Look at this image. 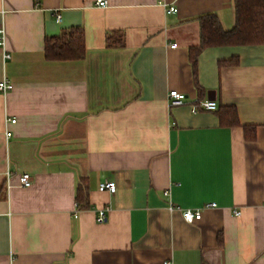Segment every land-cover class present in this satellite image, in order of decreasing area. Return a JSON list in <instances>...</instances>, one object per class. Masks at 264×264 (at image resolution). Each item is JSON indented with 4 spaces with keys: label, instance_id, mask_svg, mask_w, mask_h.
I'll return each instance as SVG.
<instances>
[{
    "label": "crops",
    "instance_id": "0c3cea01",
    "mask_svg": "<svg viewBox=\"0 0 264 264\" xmlns=\"http://www.w3.org/2000/svg\"><path fill=\"white\" fill-rule=\"evenodd\" d=\"M107 1L0 0V81L13 84L0 92V264H264V45L205 49L197 86L199 18L231 29L232 0ZM71 28L85 57L49 61L45 39ZM173 89L186 105L168 106ZM196 100L234 107L240 125L193 114Z\"/></svg>",
    "mask_w": 264,
    "mask_h": 264
},
{
    "label": "trees",
    "instance_id": "16d2710c",
    "mask_svg": "<svg viewBox=\"0 0 264 264\" xmlns=\"http://www.w3.org/2000/svg\"><path fill=\"white\" fill-rule=\"evenodd\" d=\"M235 24L225 30L220 18L216 14L200 16V44L189 50L193 73L197 82L198 59L201 53L208 48L230 46H259L264 45V0H232ZM117 33H113L115 35ZM119 43L112 42V36L107 39V47L115 44L123 46L122 36H117ZM121 38V39H120ZM45 56L49 61L83 60L86 55V38L80 28H71L60 35L47 37L44 45ZM223 65H238L239 60L234 58ZM219 118L223 125L239 126L237 110L232 108H218ZM247 138H256L255 128L244 127ZM86 186L83 183L77 192V202L80 208H87L89 201L86 195Z\"/></svg>",
    "mask_w": 264,
    "mask_h": 264
},
{
    "label": "built area",
    "instance_id": "2783aa9c",
    "mask_svg": "<svg viewBox=\"0 0 264 264\" xmlns=\"http://www.w3.org/2000/svg\"><path fill=\"white\" fill-rule=\"evenodd\" d=\"M95 5H98L102 8H107L108 5V1L107 0H96ZM175 13L177 12V9L175 7H170L169 13ZM60 17L58 16V19ZM5 46V37H4V30L0 29V47L4 48ZM170 47L176 48V44L171 45ZM5 58H9V55H5ZM11 89H13V84L10 83L9 81L6 80H2L0 81V92L3 94H6L7 92L11 91ZM187 99L188 96H186L184 93H181L175 89H173L169 96H168V106H170L171 108L173 107H181L187 104ZM191 106V112L193 114H197L199 112L202 111H211V112H215L217 111V109L219 108V105L215 102V101H211V100H202V101H194L190 103ZM11 122H15V120L13 119ZM20 182L22 184L23 187L28 188L30 187L33 183L31 181V175L28 174H23L21 176ZM116 183L113 181H106L103 182L99 188L98 191L100 193L102 192H108L110 194H114L116 192ZM166 196H169L170 194L168 192L164 193ZM78 206V204H77ZM216 207L215 203H210V204H206L204 206V208H213ZM168 209H170V211L174 212L176 210L180 211L183 215V218L185 220L186 223L191 224L193 222H195L196 220H200L202 218V210L198 209V210H184L181 209L179 206H174L172 203H170ZM239 214V213H237ZM106 215H107V211L106 209L102 211H100L99 215H98V223H103L106 220ZM163 264H174L170 261H164Z\"/></svg>",
    "mask_w": 264,
    "mask_h": 264
},
{
    "label": "water",
    "instance_id": "95a60500",
    "mask_svg": "<svg viewBox=\"0 0 264 264\" xmlns=\"http://www.w3.org/2000/svg\"><path fill=\"white\" fill-rule=\"evenodd\" d=\"M210 97V96H209Z\"/></svg>",
    "mask_w": 264,
    "mask_h": 264
}]
</instances>
